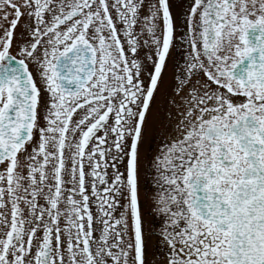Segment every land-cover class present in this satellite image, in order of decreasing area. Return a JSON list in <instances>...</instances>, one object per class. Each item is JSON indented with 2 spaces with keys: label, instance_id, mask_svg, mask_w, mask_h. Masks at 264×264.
<instances>
[{
  "label": "snow or ice",
  "instance_id": "6c2138e0",
  "mask_svg": "<svg viewBox=\"0 0 264 264\" xmlns=\"http://www.w3.org/2000/svg\"><path fill=\"white\" fill-rule=\"evenodd\" d=\"M0 264H264V0H0Z\"/></svg>",
  "mask_w": 264,
  "mask_h": 264
}]
</instances>
